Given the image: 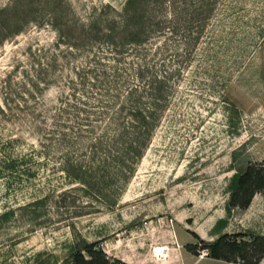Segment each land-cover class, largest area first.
Instances as JSON below:
<instances>
[{
	"label": "rangeland",
	"instance_id": "1",
	"mask_svg": "<svg viewBox=\"0 0 264 264\" xmlns=\"http://www.w3.org/2000/svg\"><path fill=\"white\" fill-rule=\"evenodd\" d=\"M250 165L264 0H0V264H230L201 242L264 238V190L230 207Z\"/></svg>",
	"mask_w": 264,
	"mask_h": 264
},
{
	"label": "trees",
	"instance_id": "2",
	"mask_svg": "<svg viewBox=\"0 0 264 264\" xmlns=\"http://www.w3.org/2000/svg\"><path fill=\"white\" fill-rule=\"evenodd\" d=\"M264 169V168H263ZM263 171V170H262ZM264 190V174L256 170V166H248L238 175L232 185L230 207L246 210L252 204L257 191ZM233 240H230V238ZM250 242L245 241V234L221 236L215 242H201L202 251L209 254L208 258L230 264H259L264 256V238L252 236ZM192 252L195 246L185 247ZM67 264H127L120 259L111 260L98 242L78 246L66 260Z\"/></svg>",
	"mask_w": 264,
	"mask_h": 264
},
{
	"label": "bare ground",
	"instance_id": "3",
	"mask_svg": "<svg viewBox=\"0 0 264 264\" xmlns=\"http://www.w3.org/2000/svg\"><path fill=\"white\" fill-rule=\"evenodd\" d=\"M155 260L157 264H178L169 247L157 248L155 250ZM127 264H137L131 261H124Z\"/></svg>",
	"mask_w": 264,
	"mask_h": 264
},
{
	"label": "crops",
	"instance_id": "4",
	"mask_svg": "<svg viewBox=\"0 0 264 264\" xmlns=\"http://www.w3.org/2000/svg\"><path fill=\"white\" fill-rule=\"evenodd\" d=\"M174 257L176 258L178 264H184L183 261H182V259H178L176 256H174Z\"/></svg>",
	"mask_w": 264,
	"mask_h": 264
}]
</instances>
